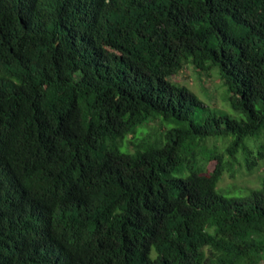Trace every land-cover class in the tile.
I'll use <instances>...</instances> for the list:
<instances>
[{
    "label": "trees",
    "instance_id": "obj_1",
    "mask_svg": "<svg viewBox=\"0 0 264 264\" xmlns=\"http://www.w3.org/2000/svg\"><path fill=\"white\" fill-rule=\"evenodd\" d=\"M263 132L264 0H0V264H264Z\"/></svg>",
    "mask_w": 264,
    "mask_h": 264
},
{
    "label": "rangeland",
    "instance_id": "obj_2",
    "mask_svg": "<svg viewBox=\"0 0 264 264\" xmlns=\"http://www.w3.org/2000/svg\"><path fill=\"white\" fill-rule=\"evenodd\" d=\"M171 79L186 85L206 105L222 108L230 114H235V111L232 110L225 99V88L221 85V80L214 70H210L208 75H200L194 70L192 65L187 64L177 74L173 75ZM158 123V121L149 122L146 124V128L155 127ZM212 142H215V140L210 139L208 143ZM216 144L220 150H223L225 141L219 140L216 141ZM260 145L264 146V132L257 139L248 141L249 149H252L253 154H255ZM236 159L234 171L225 172L217 183V188L224 191L223 193L226 195H241L246 193L247 189L257 187L260 177L264 174V149L263 157L258 160L257 165L251 171L244 167L240 153L236 154ZM226 190H229V192H225Z\"/></svg>",
    "mask_w": 264,
    "mask_h": 264
}]
</instances>
